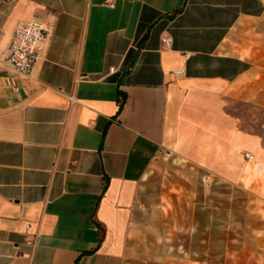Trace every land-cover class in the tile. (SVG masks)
<instances>
[{
	"label": "crops",
	"instance_id": "0c3cea01",
	"mask_svg": "<svg viewBox=\"0 0 264 264\" xmlns=\"http://www.w3.org/2000/svg\"><path fill=\"white\" fill-rule=\"evenodd\" d=\"M245 151L264 166V0H0V264H123L163 153L250 184Z\"/></svg>",
	"mask_w": 264,
	"mask_h": 264
},
{
	"label": "rangeland",
	"instance_id": "374dc122",
	"mask_svg": "<svg viewBox=\"0 0 264 264\" xmlns=\"http://www.w3.org/2000/svg\"><path fill=\"white\" fill-rule=\"evenodd\" d=\"M252 169L239 184L163 153L122 240L123 264H264V192L254 186L264 172Z\"/></svg>",
	"mask_w": 264,
	"mask_h": 264
},
{
	"label": "built area",
	"instance_id": "2783aa9c",
	"mask_svg": "<svg viewBox=\"0 0 264 264\" xmlns=\"http://www.w3.org/2000/svg\"><path fill=\"white\" fill-rule=\"evenodd\" d=\"M108 6L112 7L113 4L108 3ZM48 32V27L38 20L21 24L15 29L8 46L1 54L2 61L7 63L16 74L28 76L41 57ZM14 90L17 88L14 87ZM243 157L247 162L254 163L257 171L264 169V166L256 162L252 153L245 151ZM202 182L210 186L212 179L205 174Z\"/></svg>",
	"mask_w": 264,
	"mask_h": 264
},
{
	"label": "trees",
	"instance_id": "16d2710c",
	"mask_svg": "<svg viewBox=\"0 0 264 264\" xmlns=\"http://www.w3.org/2000/svg\"><path fill=\"white\" fill-rule=\"evenodd\" d=\"M119 107H121V103H120Z\"/></svg>",
	"mask_w": 264,
	"mask_h": 264
}]
</instances>
